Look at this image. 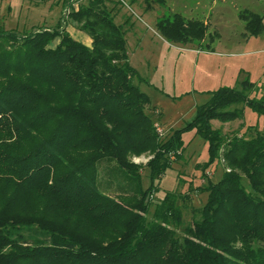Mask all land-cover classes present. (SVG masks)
Listing matches in <instances>:
<instances>
[{
  "label": "trees",
  "instance_id": "trees-1",
  "mask_svg": "<svg viewBox=\"0 0 264 264\" xmlns=\"http://www.w3.org/2000/svg\"><path fill=\"white\" fill-rule=\"evenodd\" d=\"M100 5L89 0L69 13L90 48L61 23L19 32L0 22V264H264V130L247 126L226 138L211 125L241 120L245 108L264 118V95L251 96L245 75L211 92L184 127L209 154L198 166L206 185L188 188L206 193V202L184 225L176 201L186 195L167 191L150 201L159 192L153 179L173 167L169 155L182 157V130L159 138L124 33ZM241 19L249 35L263 31L259 16ZM156 24L170 41H206L195 20L175 15ZM143 154L152 156L146 189L130 160ZM215 161L224 169L212 182L205 172ZM104 164L107 177L115 170L124 177L117 197L101 190Z\"/></svg>",
  "mask_w": 264,
  "mask_h": 264
},
{
  "label": "rangeland",
  "instance_id": "rangeland-1",
  "mask_svg": "<svg viewBox=\"0 0 264 264\" xmlns=\"http://www.w3.org/2000/svg\"><path fill=\"white\" fill-rule=\"evenodd\" d=\"M88 2L89 0H0V22L5 30L16 29L19 32L52 29L61 23L74 40L90 48L91 39L69 18L71 8L77 10L80 6L87 7ZM230 2L234 5H224L222 0H164L163 4L154 0H149V3L144 0H100V6L109 12L113 22L124 33L128 62L143 80L138 86L150 101L145 113L153 120L156 130H160L159 138L165 139L171 131L182 130V157L176 159L173 153L169 155L173 160V167L167 169L160 179H153L159 192L150 201L158 203L167 191L186 195L188 199L185 201H176L183 211L184 225L190 223L191 210L206 202V193L198 194L188 188L189 184L192 188L206 185V178L202 176L198 166L209 160L207 142L193 129L185 130L184 127L191 122L196 109L210 99L211 92L221 87H235L237 81L249 74L240 68L244 60L239 55L237 45L224 44V47L221 43L214 46L213 52H208L204 48L206 41L183 44L168 40L156 23L160 20H172L178 15L206 26L207 33H220L223 25L229 24L225 31H229L228 28L231 27L230 32L237 36L242 31L241 26L235 22L238 0ZM225 18L228 22H224ZM57 43L58 39L49 47L54 48ZM263 95L264 88L255 86L251 96L260 98ZM211 125L213 129H219L224 137L230 138L235 134L242 135L247 126H255L263 131L264 118L245 108L243 119L228 123L214 120ZM249 133L253 134V131ZM151 157L143 154L130 158L139 167L137 173L141 174L143 189L150 185L145 165ZM106 167L109 166L104 164L100 173L101 190L111 197H117L119 192L115 187L125 185L124 177L121 172L112 171L108 176L112 185H105L108 180L103 173ZM223 167L222 161H215L206 169V177L212 182L220 180ZM153 209L154 205L149 208L148 221L152 219Z\"/></svg>",
  "mask_w": 264,
  "mask_h": 264
},
{
  "label": "crops",
  "instance_id": "crops-1",
  "mask_svg": "<svg viewBox=\"0 0 264 264\" xmlns=\"http://www.w3.org/2000/svg\"><path fill=\"white\" fill-rule=\"evenodd\" d=\"M226 0H222L224 5ZM227 4L234 5V3L227 1ZM226 4V5H227ZM243 12H250L260 17L261 24L263 25V31L257 36H251L245 29L246 22L241 19ZM227 18L224 19V22ZM228 22V20L226 21ZM235 22L241 26V32L235 36V33H231L227 27L229 24L223 25V31L220 33H207L206 41H209L212 37L211 50L214 51L215 45L225 44L227 46L237 45L239 50V55H242L243 64L241 69L248 72V79L253 85L257 87L264 88V0H238V11L236 13ZM210 38V39H209ZM217 43V44H216ZM224 45V47H225ZM201 52V51H200ZM253 75V76H252Z\"/></svg>",
  "mask_w": 264,
  "mask_h": 264
},
{
  "label": "built area",
  "instance_id": "built-area-1",
  "mask_svg": "<svg viewBox=\"0 0 264 264\" xmlns=\"http://www.w3.org/2000/svg\"><path fill=\"white\" fill-rule=\"evenodd\" d=\"M156 131H157L158 135L161 136V132H160V130L157 129Z\"/></svg>",
  "mask_w": 264,
  "mask_h": 264
}]
</instances>
